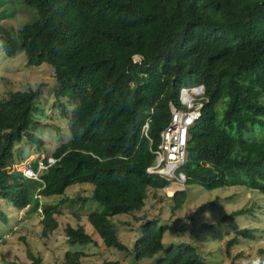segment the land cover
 I'll list each match as a JSON object with an SVG mask.
<instances>
[{"label":"trees","instance_id":"trees-1","mask_svg":"<svg viewBox=\"0 0 264 264\" xmlns=\"http://www.w3.org/2000/svg\"><path fill=\"white\" fill-rule=\"evenodd\" d=\"M23 2L35 16L17 28L0 25L1 48L6 55L22 49L25 65L52 66L53 95L69 137L54 147L52 162L47 154L38 159L39 152L29 160L32 169L38 160L46 164L38 178L7 169L22 157L13 155L15 142L26 138L42 145L30 130L39 124L32 118L38 87L0 95V197L39 215L41 235L56 227L58 203L78 199L81 205L90 198L103 210L85 217L105 246L131 251L134 260L161 251L153 264H208L188 242L163 245L167 224L156 217H140L139 236L129 248L118 239L111 216L139 210L147 190L154 197L169 183L145 167L153 162L150 146L168 120V101L177 103L181 86L202 84L206 99L188 128L185 159L176 168L184 174L183 185L241 184L264 193V0ZM147 119L144 135L141 125ZM249 130L252 135L245 136ZM72 183H88L87 196L64 194ZM167 194L175 209L186 196L185 187ZM49 195L61 197L40 200ZM252 208L240 206L224 217L253 213ZM0 216L4 219L2 211ZM63 229L70 243L94 241L81 224ZM252 231L234 229L226 249L238 236L253 237ZM261 251L245 264L257 259L264 264ZM84 254L65 250L63 259L78 264ZM27 255L31 260L23 264H48L29 249Z\"/></svg>","mask_w":264,"mask_h":264},{"label":"rangeland","instance_id":"rangeland-1","mask_svg":"<svg viewBox=\"0 0 264 264\" xmlns=\"http://www.w3.org/2000/svg\"><path fill=\"white\" fill-rule=\"evenodd\" d=\"M34 16V8L23 0H0V25L7 29L17 28ZM24 61L22 49L6 55L0 45V95L10 89L38 87L33 101L32 118L39 124L30 125V130L42 140V145L38 146L36 141L26 138L15 142L12 146L13 155L23 158L14 161L7 169L24 168L38 152V159L43 154L51 159L54 147L69 137L66 117L60 112L58 100L53 95L55 79L52 66L47 62L25 65ZM221 102L219 100L218 108L222 105ZM69 107L66 103L67 110ZM257 133L255 131L253 135ZM243 134L251 136L252 132L249 130ZM181 185L185 187L186 196L177 208L172 209L167 193L181 188ZM88 193V183H72L64 189V194L72 198L76 194L87 196ZM60 197L61 195H49L40 200L57 202ZM143 201L139 210L111 216L118 239L129 248L139 236L140 217L143 216L156 217L159 223L167 224L161 236L163 245L177 241L188 242L196 247L208 264H245L255 257L259 249L263 250L261 254L264 253V193L256 188L233 184L206 189L197 183L183 185V181L174 178L165 190H157L154 197L151 190H147ZM245 205H252L253 213L224 217L229 211ZM93 210L101 211L103 205L90 198L81 205L78 199L73 203L60 202L58 212L54 213L56 227L46 235H41L39 215L35 212L28 213L26 206L17 209L0 197V211L4 216V219L0 216V264H23L30 261L27 249L48 264H66L63 259L65 250L79 249L85 252L79 256L78 264H114L113 261L118 264H153L161 255V251H157L150 257L134 260L131 251L105 246L85 217L86 213ZM133 216L139 218L135 219ZM66 224H81L94 241L68 242L63 229ZM244 226L253 229V237L238 236L237 241L226 249L225 241L233 234V230Z\"/></svg>","mask_w":264,"mask_h":264},{"label":"built area","instance_id":"built-area-1","mask_svg":"<svg viewBox=\"0 0 264 264\" xmlns=\"http://www.w3.org/2000/svg\"><path fill=\"white\" fill-rule=\"evenodd\" d=\"M133 60H137V55H132ZM202 84L191 86H181L178 91L177 103L168 101V120L165 126L159 131V140L155 146H150L153 153V162L145 167L149 173H157L171 182V179L184 180V174L176 171V168L185 159L186 141L189 137L188 128L198 118L200 108L206 100ZM148 119L141 125L142 134L146 135ZM52 162L54 159H47ZM46 164L38 160L35 169L29 164L21 169L26 176L38 178V172L43 170ZM168 185V184H167ZM163 186L162 189L165 190Z\"/></svg>","mask_w":264,"mask_h":264},{"label":"clouds","instance_id":"clouds-1","mask_svg":"<svg viewBox=\"0 0 264 264\" xmlns=\"http://www.w3.org/2000/svg\"><path fill=\"white\" fill-rule=\"evenodd\" d=\"M253 264H260V260L257 259L256 261L253 262Z\"/></svg>","mask_w":264,"mask_h":264},{"label":"water","instance_id":"water-1","mask_svg":"<svg viewBox=\"0 0 264 264\" xmlns=\"http://www.w3.org/2000/svg\"><path fill=\"white\" fill-rule=\"evenodd\" d=\"M181 188H182V185H181ZM180 189V188H179Z\"/></svg>","mask_w":264,"mask_h":264},{"label":"crops","instance_id":"crops-1","mask_svg":"<svg viewBox=\"0 0 264 264\" xmlns=\"http://www.w3.org/2000/svg\"><path fill=\"white\" fill-rule=\"evenodd\" d=\"M25 211V210H24Z\"/></svg>","mask_w":264,"mask_h":264}]
</instances>
